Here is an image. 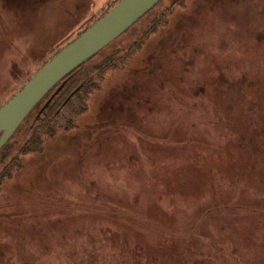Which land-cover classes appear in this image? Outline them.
Returning <instances> with one entry per match:
<instances>
[{"label":"rangeland","instance_id":"1","mask_svg":"<svg viewBox=\"0 0 264 264\" xmlns=\"http://www.w3.org/2000/svg\"><path fill=\"white\" fill-rule=\"evenodd\" d=\"M45 1L0 0V21L11 11V21L35 29L54 27L57 9ZM172 1L161 2L101 57L140 36ZM105 2L93 0L90 10L60 22L49 51L41 52L34 64L40 66L75 38ZM169 18L124 68L106 75L90 96L89 110L77 117L76 128L59 130L43 153L25 154L24 167L4 182L0 264H60L66 245L77 240L76 230L94 235L109 217L117 220L100 213L76 217L62 205L26 210L27 191L34 185L42 187L39 198L84 199L92 212L112 213L110 200L131 203L139 211L144 202L165 221L183 214L194 221L218 205L203 222L206 235L234 228L235 237L243 233L237 242H250L252 250L262 242L259 226L264 221L247 209H264L257 176L264 175V0H186ZM34 68L26 71L13 63L11 89L23 87ZM235 132L229 144L227 136L231 139ZM217 143L224 152L205 157ZM173 159L182 163L165 173L169 187L193 197L179 200L180 211L170 219L157 197L159 188L149 186L147 176ZM70 165L69 170L77 167L74 175L64 173ZM79 257L77 252L73 259Z\"/></svg>","mask_w":264,"mask_h":264},{"label":"trees","instance_id":"2","mask_svg":"<svg viewBox=\"0 0 264 264\" xmlns=\"http://www.w3.org/2000/svg\"><path fill=\"white\" fill-rule=\"evenodd\" d=\"M121 1L106 0L94 14L95 16L78 31L76 37L66 42V45L57 48L52 56L48 57L40 66L34 64L35 59L41 52L49 51L48 44L53 34L58 31V24L68 21L72 15H80L82 9L85 12L90 10L93 0H46L44 4H51L53 8L57 9L58 24L54 27L39 26L38 29H35L34 25L29 23L11 21L9 16L11 11L3 13L5 17L0 21V108L23 88L11 89L15 84L11 80L10 73V67L13 63L18 64L20 69L26 71L35 67L33 75L29 76L24 83V85L27 84L59 51L82 35ZM185 5L186 0H173L161 13L154 16L140 36L132 39L127 45L124 43L122 46L112 48L108 54L101 57L105 49L121 39L144 18L142 17L116 40L64 77L44 96L0 150V191L4 182L24 167L23 156L25 154L43 153L47 143L55 139L59 130L77 127V117L89 110L90 96L100 89L102 80L106 75L112 70L124 68L129 58L145 45L152 34L156 33L162 26L169 24V17L174 9ZM13 11L15 12V10ZM5 97L6 99H4ZM236 133L231 139L227 136L229 144L234 143ZM238 138L242 140L241 137L238 136ZM188 141L191 140L188 139ZM215 146L216 148H214ZM224 150H221L220 143H217L211 146L205 157L217 156ZM65 158L63 156L59 162L64 161ZM197 158L204 157L198 156ZM180 163H182L181 160L173 159L168 163H163L159 169H152L147 176V184L154 189L159 188L156 192L157 197L161 200L162 209H165L164 212L170 215V219L171 217L174 218L176 212L180 211L178 208L179 200L185 202L193 197L186 190L175 191L169 187L165 173ZM67 167L64 173L68 172L72 175L76 173L77 167L74 170H69L71 165ZM251 167L252 162L249 163V168L251 169ZM56 171L62 173L60 169ZM250 172L251 174L255 173V171ZM257 176L261 178L259 180L262 181L259 182L264 188V175ZM261 186L259 187L264 194V189ZM41 192L42 187L40 185L32 186L27 191L30 196L28 198L26 195L27 202L24 209L28 210L32 208L31 206H36L45 207V210H48L62 205L65 210L76 212V217L100 213L115 216L117 219L114 220L109 217L115 221V224L112 220H107L94 235H86L84 231L76 230L75 237L77 240L66 245L63 250L64 260L60 264H264V223L259 226L260 235L263 234L262 242L254 250H252L250 242L246 240L237 242V238L240 240L243 233L235 237L234 228L227 231V228L220 227L221 231L224 230V232L219 231L216 234L208 230L210 232L206 235L203 231V222L218 205L206 210L205 213L201 214L202 217H198L194 221H192V217L185 219V214L181 215L180 218L165 221L152 215L148 211L152 208L147 207L148 204L144 202L143 204L147 206L142 204L143 208L139 211L131 203L113 204L114 201L110 200L107 209L112 213L107 211L106 213L92 212L93 210H88V203L84 199L73 201L71 198V202L59 201L56 196L50 195L39 198ZM197 192L199 195L200 191L197 190ZM94 197L96 196H91L89 199H94ZM140 199V202L144 201V198ZM136 203L137 205L140 204ZM253 207V205L249 207L247 213L256 215L257 218L264 221V209L254 210ZM24 209H20V211ZM25 218L26 214L23 219ZM241 229H243L242 226ZM144 232L146 235L143 234ZM252 240L257 239L253 238ZM87 246H90L89 251H87ZM244 248L249 249L248 252ZM17 250H20V246ZM77 252H79L80 257L75 260L73 256Z\"/></svg>","mask_w":264,"mask_h":264},{"label":"water","instance_id":"3","mask_svg":"<svg viewBox=\"0 0 264 264\" xmlns=\"http://www.w3.org/2000/svg\"><path fill=\"white\" fill-rule=\"evenodd\" d=\"M161 1L122 0L82 35L59 51L0 108V150L58 82L116 40Z\"/></svg>","mask_w":264,"mask_h":264}]
</instances>
